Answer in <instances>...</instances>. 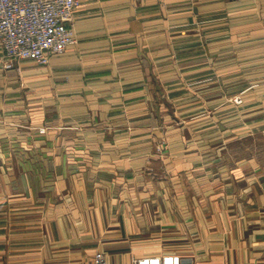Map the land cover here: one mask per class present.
I'll return each mask as SVG.
<instances>
[{
	"label": "crops",
	"instance_id": "obj_1",
	"mask_svg": "<svg viewBox=\"0 0 264 264\" xmlns=\"http://www.w3.org/2000/svg\"><path fill=\"white\" fill-rule=\"evenodd\" d=\"M78 1L0 43V264H264V0Z\"/></svg>",
	"mask_w": 264,
	"mask_h": 264
},
{
	"label": "built area",
	"instance_id": "obj_2",
	"mask_svg": "<svg viewBox=\"0 0 264 264\" xmlns=\"http://www.w3.org/2000/svg\"><path fill=\"white\" fill-rule=\"evenodd\" d=\"M78 7V0H0V43L7 67L21 59L46 66L53 56L64 54L77 42L70 24ZM48 129L39 127L38 133L46 134ZM94 260V264H108L103 251ZM134 263L187 264L176 254L142 256Z\"/></svg>",
	"mask_w": 264,
	"mask_h": 264
}]
</instances>
